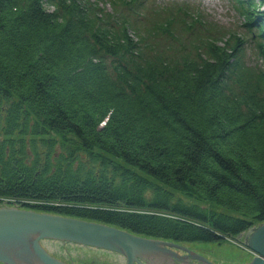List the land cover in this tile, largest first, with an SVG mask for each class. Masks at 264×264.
<instances>
[{"label": "trees", "instance_id": "1", "mask_svg": "<svg viewBox=\"0 0 264 264\" xmlns=\"http://www.w3.org/2000/svg\"><path fill=\"white\" fill-rule=\"evenodd\" d=\"M107 1L0 0V205L177 244L264 222V0H230L254 66L187 0L140 34L147 0Z\"/></svg>", "mask_w": 264, "mask_h": 264}, {"label": "water", "instance_id": "2", "mask_svg": "<svg viewBox=\"0 0 264 264\" xmlns=\"http://www.w3.org/2000/svg\"><path fill=\"white\" fill-rule=\"evenodd\" d=\"M41 241L111 252L125 264H214L174 242L97 222L0 205V264H77L54 258ZM244 243L255 254L245 264H264V222L248 232Z\"/></svg>", "mask_w": 264, "mask_h": 264}, {"label": "rangeland", "instance_id": "3", "mask_svg": "<svg viewBox=\"0 0 264 264\" xmlns=\"http://www.w3.org/2000/svg\"><path fill=\"white\" fill-rule=\"evenodd\" d=\"M124 1L127 2L128 0ZM170 1L171 0H155V5L150 0H147L143 4V10L142 8L135 9L133 14L131 10L124 8L121 12L123 15L133 14V22L135 26H138L137 29H140L137 31L140 34L143 32V29L150 28L154 21L160 20V18H157V11H159L156 7L157 4H166V2ZM254 1L256 3L258 2V0ZM102 3L107 8L108 12V10H110L108 1L102 0ZM187 5L192 9H197L202 14V17L206 19L204 20L205 24L216 29L217 37L226 39L230 35H236L243 38L245 41L243 54L244 62L248 66L255 65L257 62L255 55V43L257 38L254 39L252 32L247 31V29L242 26L244 23L243 18L236 11L233 2L230 0H187ZM48 10H52V8L48 7ZM260 10L264 11V5L260 6ZM255 34H257L256 31ZM130 35L133 36L132 33H130ZM177 35L179 36L180 33ZM179 37L181 40H187L184 34ZM183 42L185 43L187 41ZM167 43L168 41L165 42V45ZM258 64H260L259 61ZM13 206L28 209L27 207L20 205ZM249 231L244 232L235 238L226 239L222 243L195 242L181 245L191 250L194 254L205 258L214 264H243L250 262L255 256L253 251H251L244 243L245 236H247ZM41 245L51 256L65 263L125 264L124 259L121 256L107 251L67 244L62 246L60 243L49 241H43L41 242Z\"/></svg>", "mask_w": 264, "mask_h": 264}, {"label": "bare ground", "instance_id": "4", "mask_svg": "<svg viewBox=\"0 0 264 264\" xmlns=\"http://www.w3.org/2000/svg\"><path fill=\"white\" fill-rule=\"evenodd\" d=\"M41 242H43V241H41ZM57 243V242H56ZM248 263V262H247ZM243 264H245V263H243Z\"/></svg>", "mask_w": 264, "mask_h": 264}]
</instances>
